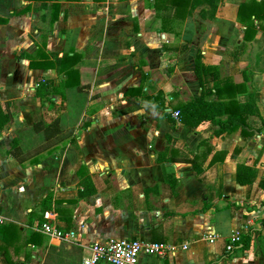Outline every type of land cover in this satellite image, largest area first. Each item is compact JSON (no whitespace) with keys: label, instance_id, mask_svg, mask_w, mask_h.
<instances>
[{"label":"crops","instance_id":"1","mask_svg":"<svg viewBox=\"0 0 264 264\" xmlns=\"http://www.w3.org/2000/svg\"><path fill=\"white\" fill-rule=\"evenodd\" d=\"M245 1L0 0V200L24 197L0 202L21 229L0 231V264H82L113 238L167 246L142 264H264V40L244 38ZM201 93L259 114L186 125Z\"/></svg>","mask_w":264,"mask_h":264},{"label":"trees","instance_id":"2","mask_svg":"<svg viewBox=\"0 0 264 264\" xmlns=\"http://www.w3.org/2000/svg\"><path fill=\"white\" fill-rule=\"evenodd\" d=\"M238 20L245 25L244 38L250 39L256 32V25L263 31L262 37L264 40V0H247L239 4L238 7ZM257 20V22H255ZM210 70L209 66H205L198 53L195 58V72L202 84V74ZM220 85V84H219ZM227 85L226 80H221V85L216 86V92L219 95L224 86ZM228 113L229 116L219 123L223 124H247V114H259V110L254 100L247 102H238L235 95H231V98L227 101L222 100H206L201 93L199 96L190 98L179 110V118L186 125H197L203 120L216 121V117ZM264 123V120H263ZM15 142L12 143V147ZM256 169L250 165L244 163H237V181L240 184L250 183L256 176ZM0 231L4 234L6 244L10 240V236H14L21 233V229L18 224L10 222L7 225L0 226ZM38 236V234H34ZM248 238V234L242 236V241L245 242ZM33 238L30 237L29 241ZM7 255V254H6Z\"/></svg>","mask_w":264,"mask_h":264},{"label":"built area","instance_id":"3","mask_svg":"<svg viewBox=\"0 0 264 264\" xmlns=\"http://www.w3.org/2000/svg\"><path fill=\"white\" fill-rule=\"evenodd\" d=\"M178 112H175V116ZM46 218L49 217L48 211L44 212ZM6 221L5 216L0 211V226ZM43 232L51 236H67L69 233L57 228L49 221L41 224ZM234 241L240 240V233L237 232L233 237ZM232 245H227L231 249ZM167 246L162 243L145 241L139 238H113L104 242H94L90 246V251L82 257V264H99L108 262L110 264H142L140 257L142 254H163Z\"/></svg>","mask_w":264,"mask_h":264},{"label":"rangeland","instance_id":"4","mask_svg":"<svg viewBox=\"0 0 264 264\" xmlns=\"http://www.w3.org/2000/svg\"><path fill=\"white\" fill-rule=\"evenodd\" d=\"M259 46H262V44H260V41L258 42ZM258 47H255V49ZM8 195L9 197H11L12 199L14 198V202H16V200L21 203L20 205H22V201H24V197L22 196V193H20V190L15 191L13 188H8V187H4L2 190V194H1V199L0 202L5 203L6 199L5 196ZM21 198V199H19ZM1 204V203H0ZM1 207V205H0Z\"/></svg>","mask_w":264,"mask_h":264}]
</instances>
